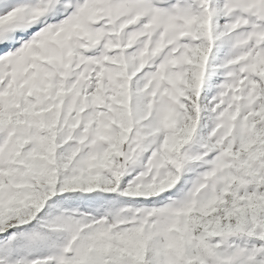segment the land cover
<instances>
[{
	"label": "rangeland",
	"instance_id": "1",
	"mask_svg": "<svg viewBox=\"0 0 264 264\" xmlns=\"http://www.w3.org/2000/svg\"><path fill=\"white\" fill-rule=\"evenodd\" d=\"M0 264H264V0H0Z\"/></svg>",
	"mask_w": 264,
	"mask_h": 264
}]
</instances>
